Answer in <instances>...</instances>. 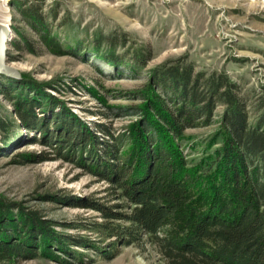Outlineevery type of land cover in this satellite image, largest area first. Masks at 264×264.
<instances>
[{
	"label": "rangeland",
	"instance_id": "obj_1",
	"mask_svg": "<svg viewBox=\"0 0 264 264\" xmlns=\"http://www.w3.org/2000/svg\"><path fill=\"white\" fill-rule=\"evenodd\" d=\"M11 1L6 0L12 30L7 50L13 56L8 62L28 79L46 83L44 92L25 88L31 95L49 93L63 102L45 112L36 107L38 117L48 119L64 105L91 129L99 123L117 133L140 116L133 106L144 101L140 88L155 69L175 64L204 77L226 74L238 87L250 123L264 111V0H34L57 46L44 44ZM8 79L20 80L0 74L1 81ZM224 107L218 100L210 123L184 129L178 144L189 165L221 143L217 130ZM13 108L0 92V118L8 122L0 127V199L37 210L59 234L106 246L109 238L93 229L104 221L99 212L75 202L109 196L108 183L44 145L42 133L23 128ZM117 247L103 257L71 244L75 259L56 251L57 257L40 254L0 264H163L150 241Z\"/></svg>",
	"mask_w": 264,
	"mask_h": 264
},
{
	"label": "trees",
	"instance_id": "obj_2",
	"mask_svg": "<svg viewBox=\"0 0 264 264\" xmlns=\"http://www.w3.org/2000/svg\"><path fill=\"white\" fill-rule=\"evenodd\" d=\"M11 3L44 44L58 45L34 0ZM12 44L21 48L18 41ZM6 55L13 59L8 50ZM155 70L140 88L144 101L133 106L140 116L117 133L99 123L91 129L64 105L48 119L38 117L36 107L45 112L61 101L25 88L44 92L46 83L24 73L20 80H0V92L12 100L19 124L39 130L44 145L105 180L110 196L75 202L103 218L93 223L109 238L102 247L59 234L37 210L0 199V262L57 257L56 251L75 259L71 244L108 257L117 246L150 241L163 264H264V111L250 123L236 83L224 73L204 77L179 64ZM218 100L225 105L217 130L221 143L189 165L178 139L188 126L210 123ZM7 123L0 118L2 129Z\"/></svg>",
	"mask_w": 264,
	"mask_h": 264
},
{
	"label": "water",
	"instance_id": "obj_3",
	"mask_svg": "<svg viewBox=\"0 0 264 264\" xmlns=\"http://www.w3.org/2000/svg\"><path fill=\"white\" fill-rule=\"evenodd\" d=\"M12 30L6 21L0 20V74H5L15 79L22 78V72L7 60L8 41Z\"/></svg>",
	"mask_w": 264,
	"mask_h": 264
},
{
	"label": "bare ground",
	"instance_id": "obj_4",
	"mask_svg": "<svg viewBox=\"0 0 264 264\" xmlns=\"http://www.w3.org/2000/svg\"><path fill=\"white\" fill-rule=\"evenodd\" d=\"M6 0H0V20L7 21L8 14L6 13Z\"/></svg>",
	"mask_w": 264,
	"mask_h": 264
}]
</instances>
